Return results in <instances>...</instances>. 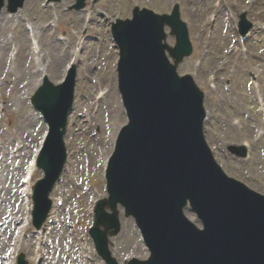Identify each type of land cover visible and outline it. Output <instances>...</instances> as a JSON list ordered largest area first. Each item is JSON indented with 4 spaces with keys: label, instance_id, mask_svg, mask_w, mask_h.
Returning a JSON list of instances; mask_svg holds the SVG:
<instances>
[{
    "label": "rangeland",
    "instance_id": "374dc122",
    "mask_svg": "<svg viewBox=\"0 0 264 264\" xmlns=\"http://www.w3.org/2000/svg\"><path fill=\"white\" fill-rule=\"evenodd\" d=\"M47 1L29 0L30 4H26L14 17L5 10L3 16L7 17V22L3 26L0 25V44L5 46L2 43L4 41L8 46L5 51L7 61H11L12 52L17 57L20 51L19 58L23 57L22 45L24 44L28 53L32 54L29 36L24 29L28 23L33 27L34 34L36 33L39 37L41 45L40 55L33 56L32 72L39 70L43 74L35 75L36 77L27 83L24 69L19 68L20 61L17 63L16 58L11 61L13 64L6 65L5 68L9 73L6 78L8 83L12 79L16 80L17 87L8 83L3 85L0 81V140L3 144L5 143L0 145V148L3 149L1 153L13 161L5 157L4 160H7L16 172L21 170L17 176L18 185L24 175L25 165L32 157L33 151L39 148L42 135L45 133L42 121L39 119L40 126L36 123L37 120L31 117L39 114L31 106L30 99L42 83L45 74L50 76L56 84L61 83L64 79L65 65L70 62V55L71 59L74 58L76 52L74 47L78 46L81 37L89 34V31L84 28H90L91 25L87 21L92 20L91 46L86 52L79 54V57L83 58L77 66L80 77L89 73L90 78L86 82L83 80L78 82L76 109L70 120L66 140L70 153H76L77 156L74 158V171L63 179L61 190L52 197L54 203L58 197L63 196L67 206L62 216L61 226H54L53 248L49 254L50 260L45 264H66L73 258H75V264H81L82 253L75 247L76 241L80 242L81 246L91 242L93 249L92 240L88 238V229L93 223V217L89 212L92 204L90 199L93 196L94 201H97L106 195L105 181L102 172H99V167L106 158L102 151L106 149V146L102 144L111 138L114 145L116 134L126 121L124 113H120L122 115L120 118L118 111L116 113H112L115 111L113 109L110 111L111 101L102 103L99 114L95 116L92 115V107L98 89L112 86L113 82L116 83L114 59L109 49L106 51V47H103L109 41L107 38L111 22H114L116 18H130L135 6L146 7L163 14L170 13L175 4L181 5L182 18L188 23L190 29L194 54L180 66L179 73L193 75L199 87L206 93V108L210 111V121L206 130L207 141L212 149L215 147L214 152L218 162L230 176L264 193V135L260 138V134L264 133V122L254 91L249 86L252 73L258 70L264 71V29H261L264 27V0H111L108 2L86 0L87 7L82 14L69 10L76 0H60L50 5ZM220 1L223 8L218 10ZM227 9L231 12L230 15ZM243 12H247L248 19L257 31L262 33L257 36L254 32L252 38L243 47L246 50L244 54L248 55L238 57L233 53L236 47L234 40L239 41L237 22ZM215 14L218 16V24L213 28L209 26V18ZM232 15L234 16L230 19ZM66 35L74 40L73 46L65 50L67 57L57 64L54 42L56 39L66 38ZM167 41L169 44L175 42L172 37H169ZM51 53L54 56H50ZM259 82L264 94V75L259 76ZM20 83L24 88L18 87ZM212 84L216 86V89L211 87ZM230 84L231 88L226 90L225 85ZM257 91L260 93V88ZM6 101L15 102V105L5 113L2 107ZM30 120L31 124L28 125ZM237 120L241 123L239 127L235 125ZM28 128H31V137H27ZM112 133L114 134L111 135ZM23 140H25V146L21 153L17 154V159L15 155L12 158L9 152H17ZM244 143L251 145L253 159L250 161L237 158L228 151L230 145L240 146ZM108 150L111 154L113 148L110 147ZM95 174L101 177L99 191L93 186L90 190L88 188L90 181L100 183L97 178L92 179ZM42 176V173L36 175L34 183ZM5 180L6 173L0 168L1 209L5 207L6 202L3 200L5 193L2 187ZM78 206L81 207L82 213H79ZM125 223L126 229L113 240L115 246L112 252L115 253V258L119 264H124L127 259L144 253L143 259H146L148 251L141 241L139 230L132 220H125ZM73 224L78 228V233L72 236L69 231ZM62 227L65 236L73 239L74 251L71 244L64 242ZM8 248L0 264L6 260L11 247ZM28 262L31 264L30 259ZM90 264H103V262L97 257Z\"/></svg>",
    "mask_w": 264,
    "mask_h": 264
},
{
    "label": "water",
    "instance_id": "95a60500",
    "mask_svg": "<svg viewBox=\"0 0 264 264\" xmlns=\"http://www.w3.org/2000/svg\"><path fill=\"white\" fill-rule=\"evenodd\" d=\"M165 25L177 36L171 53L178 64L192 52L178 7L172 16L137 14L116 30L130 124L111 159L110 198L100 203L98 223L107 218L113 224L119 203L136 218L153 256L130 264H264V197L228 178L216 164L202 136L203 96L190 76L179 78L177 65L167 61ZM73 92V80L59 87L46 82L34 99L52 125L40 163L47 173L40 183L46 184L45 195L65 164L63 136ZM188 201L204 231L184 217ZM92 234L98 238V229Z\"/></svg>",
    "mask_w": 264,
    "mask_h": 264
},
{
    "label": "bare ground",
    "instance_id": "6f19581e",
    "mask_svg": "<svg viewBox=\"0 0 264 264\" xmlns=\"http://www.w3.org/2000/svg\"><path fill=\"white\" fill-rule=\"evenodd\" d=\"M1 17V15H0ZM6 18L5 16H3L2 14V19L0 20V25L3 26V24L6 21ZM24 37V35H22ZM1 38V37H0ZM33 40L35 41V38H33ZM23 48V57L20 58V68L21 69H24V74H25V80L27 83H30L32 78L33 77H36L35 75H41L43 74V72H39V71H36V72H32V68H33V60L31 59V54L28 53V51L26 50V46L25 44L22 45ZM39 47V45H38ZM34 49V55L37 52L38 48L37 47H33ZM54 48H55V51L57 52V57H55L56 59V63L60 64L61 63V60L65 59L66 57V53L65 51L62 49L61 47V44L60 43H57L55 42L54 43ZM6 49L7 47L6 46H1L0 45V81L4 84H7L8 81H7V77L9 75L8 73V70H6L5 66L6 65H11L13 64L11 61H7V54H6ZM50 56H54V54H50ZM8 85H13L17 87V84L14 80H12L11 82L8 83ZM19 88H22V83L19 84L18 86ZM1 88V87H0ZM24 88V87H23ZM107 94V95H106ZM101 95H103L104 97L107 96V101H111L110 105H111V109L113 108V110L115 111H112V113H116L118 111L119 115H120V118H121V111L123 112V107L121 105V101H120V104L117 105V99L119 101V95L118 93L115 92V89L111 92V90H109L108 92H103L101 93ZM103 97V98H104ZM25 99V98H24ZM119 103V102H118ZM15 105V102H12V101H6L5 102V105L3 106V111L5 112L6 110H11V107ZM35 115H32L31 117H33V120H37L36 123L39 124V119H37V117ZM31 124V120L29 121L28 125ZM31 128H28L27 129V137H31ZM2 137V136H1ZM25 141V140H24ZM21 144L25 145L24 142H22ZM6 159H9L8 157L5 156ZM17 158V156H16ZM7 161H4V160H1L0 161V167H3L5 164H6ZM6 180H5V183L3 184L2 187H4L3 189V192L5 193L4 195V198L3 200H6L5 202V208L6 210H2L1 209V206H0V218L3 219V220H6L5 224H4V227L0 230V236L2 237V240L0 242V260L2 259V257L4 256V254H6L7 252H5V249L11 245V246H18V242L15 243V239H14V235L12 234L13 232V229L15 227L14 223H13V220L10 218L13 217H17L21 214H23L24 212H22V210L20 209V200L18 198V195H17V184H16V181H17V175H18V172H16L14 169H8L6 172ZM30 174V172H29ZM8 182H10V184H8ZM30 187V186H29ZM28 190H30L28 188ZM89 194L90 191H88ZM63 210V209H62ZM62 210H59L58 212H61ZM16 223L18 224L19 223V220L17 219L16 220ZM123 224H125V221H123ZM124 229V227H123ZM62 235H63V238L65 240V242L67 244H71V248H72V251H74L73 249V241L71 240L70 237H66L65 236V233H64V230L62 229ZM21 248H26L25 250H28L29 253H30V258L31 260L33 258L36 257V252H33L32 251V248L30 246H28L27 244L24 245H21L20 246ZM4 251V252H3ZM141 258L144 257V253H141L140 255ZM66 264H75V258H73L72 261H70L69 263H66Z\"/></svg>",
    "mask_w": 264,
    "mask_h": 264
}]
</instances>
